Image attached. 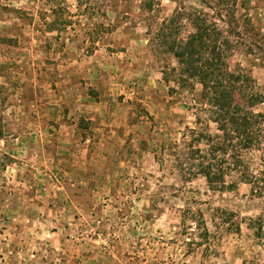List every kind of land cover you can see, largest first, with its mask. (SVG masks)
I'll list each match as a JSON object with an SVG mask.
<instances>
[{
  "label": "rangeland",
  "instance_id": "obj_1",
  "mask_svg": "<svg viewBox=\"0 0 264 264\" xmlns=\"http://www.w3.org/2000/svg\"><path fill=\"white\" fill-rule=\"evenodd\" d=\"M221 1L91 0L97 14L58 33L49 4L1 0L25 13L0 12V264H264V181L214 190L165 150L216 132L201 84L180 86L154 40L179 7L207 12L237 45L231 65L264 84V0ZM244 161L264 177V147Z\"/></svg>",
  "mask_w": 264,
  "mask_h": 264
},
{
  "label": "trees",
  "instance_id": "obj_2",
  "mask_svg": "<svg viewBox=\"0 0 264 264\" xmlns=\"http://www.w3.org/2000/svg\"><path fill=\"white\" fill-rule=\"evenodd\" d=\"M42 1L50 5L53 15L52 21L46 22V28L58 33L73 24L74 16L93 18L99 10L89 5L91 0H77L75 13L63 5L65 0ZM2 10L25 13L0 0V12ZM187 23L192 29L182 35ZM101 27L102 23H96L89 29L92 42L100 36ZM154 40L159 49L177 59L178 66L173 72L177 73L176 81L180 86L187 87L194 80L201 84L198 104L207 114L209 123L216 124L213 133L208 129H186L181 139L170 143L166 149L165 145L161 147V154L165 155L163 150H168L186 178L202 175L214 190L233 189L237 181L255 185L264 181V177L253 173L244 161L247 151L264 147V84L257 85L242 66L231 65L237 45L230 35L225 34L203 9L183 5L162 21ZM188 212L199 232L201 241L198 244L205 241L209 245L211 233L202 211L189 209ZM251 222L249 219L248 227L254 228ZM258 229L261 231L262 227Z\"/></svg>",
  "mask_w": 264,
  "mask_h": 264
}]
</instances>
